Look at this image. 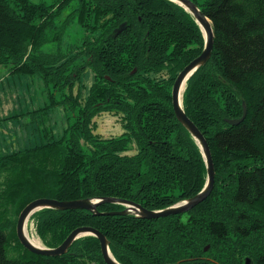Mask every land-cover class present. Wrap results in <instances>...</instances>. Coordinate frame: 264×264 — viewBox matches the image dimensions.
Wrapping results in <instances>:
<instances>
[{
    "label": "trees",
    "instance_id": "16d2710c",
    "mask_svg": "<svg viewBox=\"0 0 264 264\" xmlns=\"http://www.w3.org/2000/svg\"><path fill=\"white\" fill-rule=\"evenodd\" d=\"M192 1L215 38L209 61L187 81L183 107L210 146L212 192L191 210L158 219L43 208L30 220L43 245L56 247L86 225L107 236L122 264H264V0ZM75 22L84 35L63 49ZM47 42L60 43L56 52L41 49ZM204 46L193 15L172 0H0V90L7 84L20 92L23 79L42 80L48 94L34 110L17 97L0 118L14 121L8 126L16 135L0 152V264H108L93 235L59 256L26 248L16 225L36 198L113 196L156 210L205 186L201 148L172 97L179 72ZM87 69L94 80L86 93ZM244 104L245 118L231 124ZM59 106L67 123L56 137L50 118ZM103 111L119 117L121 134L94 133Z\"/></svg>",
    "mask_w": 264,
    "mask_h": 264
},
{
    "label": "water",
    "instance_id": "95a60500",
    "mask_svg": "<svg viewBox=\"0 0 264 264\" xmlns=\"http://www.w3.org/2000/svg\"><path fill=\"white\" fill-rule=\"evenodd\" d=\"M181 6H183L187 11H189L196 19L200 25L204 38L205 46L202 53L190 61L178 74L173 84L172 97H173V108L175 114L180 120V122L188 129L192 137L197 141L201 148L203 157L207 165V181L205 186L194 196L170 205L166 208L151 210L144 207L142 204L119 197L104 196V197H86L77 198L72 200H58L55 198L40 197L29 202L24 209L21 211L18 217L16 232L21 243L29 250L50 256H59L66 253L74 241L85 235L96 236L101 245V250L103 256L108 264H122L120 263L110 251V242L107 236L99 229L93 226H79L75 228L67 238L56 247H47L43 244H34L30 237L28 231V224L31 220L32 215L43 209V208H55L59 210L68 209H86L93 212L96 215L104 214H135L136 216L148 219H158L162 217H167L172 214L184 213L191 210L198 203L206 199L215 183V166L212 158V153L207 139L198 128V126L192 121V119L187 115L183 107V95L186 90L187 81L190 77L202 66L206 65L209 61L213 47L215 32L213 26L210 22L209 17L199 8V6L192 0H172ZM244 106L243 116L238 119H229L231 124H237L241 122L246 115V106ZM114 203L121 204L124 206L122 210L104 211L100 212L98 207L102 204ZM29 234V235H28ZM248 260V259H247ZM166 264H182L181 262L166 263ZM248 264V263H247Z\"/></svg>",
    "mask_w": 264,
    "mask_h": 264
},
{
    "label": "rangeland",
    "instance_id": "374dc122",
    "mask_svg": "<svg viewBox=\"0 0 264 264\" xmlns=\"http://www.w3.org/2000/svg\"><path fill=\"white\" fill-rule=\"evenodd\" d=\"M33 1L39 2L43 0H33ZM53 1L54 0H44V2L46 3H52ZM76 5L77 3L75 2L73 4V7ZM69 10L70 8H68L64 16L68 14ZM83 35H84L83 28L77 22L72 23L71 26L67 28L64 33L63 49H65L67 45L70 43L75 44L76 42H78L83 37ZM59 45L60 43H57V42H47L46 44L42 46L41 49L46 52L48 51L56 52L57 46ZM1 72L2 74H6L7 69L2 67ZM0 77H2V75H0ZM83 79H84L83 82L85 84V88H83V90L84 91L86 90V93H87V90L90 88L94 80L91 70L87 69L85 71ZM19 85H23L22 88L24 89V91L18 92L15 90L13 85H7V84L5 85L4 89L0 90V118L6 117L10 114V112L13 110L11 108L15 104H17V101L15 99L17 97H19L20 99L26 97L25 102H23V107H22V108L26 107L25 110H34L36 108H39L40 106H43L44 99L47 100V95H48L47 89L42 80H38L36 82L28 81V84H27V80L23 79V83L22 84L18 83V86ZM73 89L75 92L78 91L77 84L73 87ZM60 94L61 92L56 91L57 97H59ZM26 112L29 113L31 111H26ZM40 115L41 114H39V117H40L39 120H42V117ZM50 119L54 127L55 136L56 137L61 136L64 132V127L66 126V123H67L63 107L59 106L58 109L55 110L54 113L51 114ZM94 120L97 122V125L94 126L93 128V131L96 135L101 134L102 136L108 137L112 135H119L123 132L121 121L119 117L115 115L114 113L103 111L102 113L97 115L94 118ZM13 123L14 121H11V123H5L3 121H0V145L2 146L0 148V152L5 150L4 140L6 141L7 138L9 139L11 137L10 135L13 133L10 130L12 126H8V124H13ZM41 125L42 123L39 125L37 129L36 131L37 133H39V131L41 130ZM19 133L22 134V130H19ZM12 136L15 137L16 135L12 134ZM2 180L3 178L0 176V183L2 182ZM28 231H29L30 236L39 239L37 235L33 232L32 224H28ZM39 241L42 244V241L41 240Z\"/></svg>",
    "mask_w": 264,
    "mask_h": 264
},
{
    "label": "bare ground",
    "instance_id": "6f19581e",
    "mask_svg": "<svg viewBox=\"0 0 264 264\" xmlns=\"http://www.w3.org/2000/svg\"><path fill=\"white\" fill-rule=\"evenodd\" d=\"M194 17V16H193ZM195 18V17H194ZM196 20V19H195ZM197 22V21H196ZM210 22H211V20H210ZM198 23V22H197ZM211 24H212V22H211ZM200 26V25H199ZM212 26H213V24H212ZM201 28V27H200ZM214 29V28H213ZM202 30V29H201ZM246 114H247V108H246ZM246 116V115H245ZM245 118V117H244ZM29 235V234H28ZM29 237H30V239H31V241L34 243V244H36V245H40L41 243H40V239H37V238H35V237H32V236H30L29 235Z\"/></svg>",
    "mask_w": 264,
    "mask_h": 264
},
{
    "label": "flooded vegetation",
    "instance_id": "af4514ba",
    "mask_svg": "<svg viewBox=\"0 0 264 264\" xmlns=\"http://www.w3.org/2000/svg\"><path fill=\"white\" fill-rule=\"evenodd\" d=\"M249 262V261H248Z\"/></svg>",
    "mask_w": 264,
    "mask_h": 264
}]
</instances>
